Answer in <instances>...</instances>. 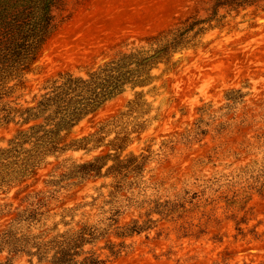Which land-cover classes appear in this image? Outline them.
<instances>
[{
	"label": "rangeland",
	"instance_id": "rangeland-1",
	"mask_svg": "<svg viewBox=\"0 0 264 264\" xmlns=\"http://www.w3.org/2000/svg\"><path fill=\"white\" fill-rule=\"evenodd\" d=\"M213 3L63 0L54 9L55 28L37 58L22 74L21 82H10L13 90L0 101V146H7L27 126L16 110L29 104L52 80L66 73L86 75L119 53L149 45L187 21L209 20L214 16ZM205 28L187 47L178 49L170 63L153 70L158 90L145 92L149 104L142 110L149 109L143 117L148 127L124 151L147 154L146 149L154 150L155 157L145 171L144 178L151 185L145 198L168 200L177 206L151 215L149 207L154 202L129 209L119 225L125 229L138 220L145 227L125 237L111 234L119 250L114 255L107 239L99 242L95 249L107 258L105 264H264V185L250 188L256 182L247 181L250 174H259L251 170L252 163L257 160L260 167L261 160L241 148L262 123L241 130L236 126L244 112L264 101V3L237 10L221 8ZM233 89L245 94V102L238 105L236 118L230 122L235 129L218 134L216 126L229 118L221 116L220 108ZM134 96L135 90L128 87L110 98L85 117L73 135L92 132L128 110ZM198 126L207 129V134L186 139ZM92 155L85 150L58 152L41 165L24 192L13 189L8 195L0 194V230L15 215L26 192L49 188L47 181L60 175L62 163L82 162ZM238 169L241 176L234 185H213L209 194H203L204 181ZM104 182L109 180L79 183L61 198L69 206L90 202L103 190ZM6 203L13 205L6 208ZM15 264L40 263L22 256Z\"/></svg>",
	"mask_w": 264,
	"mask_h": 264
},
{
	"label": "trees",
	"instance_id": "trees-1",
	"mask_svg": "<svg viewBox=\"0 0 264 264\" xmlns=\"http://www.w3.org/2000/svg\"><path fill=\"white\" fill-rule=\"evenodd\" d=\"M62 1L0 0V101L13 90L10 82L16 79L21 82L22 74L37 58L42 44L55 28L54 9L59 8ZM213 2L211 19L187 21L155 38L149 45L119 53L86 75L63 74L45 86L29 104L16 110V115L27 126L7 146H0V194L8 195L13 189L24 192L41 165L58 152L85 150L93 155L82 162L62 163L58 167L60 175L47 181L49 188L25 193L15 215L0 230V264H15L22 256L40 264H105L107 258L95 249L99 242L107 239L110 242L107 247L114 255L119 250L111 241V234L125 237L141 232L145 227L138 224V220L125 229L119 225V220L129 209L134 206L144 208L147 203L154 202V206L149 207L148 215H151L177 206L168 200L145 198L151 186L144 178L145 171L155 157L154 150L146 149L147 154L143 151L124 154V151L148 127L147 119L143 117L149 109L142 110L149 104L144 98L145 92L157 93L158 90L153 84L157 79L153 70L161 63H170L178 49L187 47L204 32L205 24L215 19L219 9L237 10L264 3V0ZM148 86L151 88L145 91ZM128 87L135 90L128 110L100 124L92 132L73 135L75 127L85 117ZM244 96L239 89L227 93V102L220 110L222 117L229 118L216 126L218 134L235 129L230 122L236 118L238 105L245 102ZM258 123L262 125L254 129L256 133L246 137L241 144L247 154L259 155L261 160L260 167H257V160L252 163L251 172L259 174L248 176L247 181L253 179L256 182L254 185L249 183L250 188L258 183L260 187L264 185V101L244 112L236 126L241 130L245 125L254 127ZM207 132L198 126L186 139ZM240 169L204 181L203 194H209L213 185L219 188L234 185L241 176L237 173ZM100 178L109 182L101 185L103 190L93 196L92 201L65 205L61 198L65 191ZM12 205L6 203L5 207ZM87 206H90L88 211Z\"/></svg>",
	"mask_w": 264,
	"mask_h": 264
}]
</instances>
